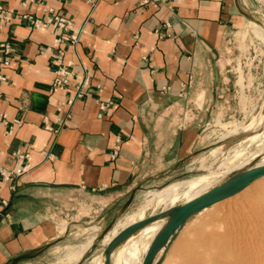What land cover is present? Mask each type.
<instances>
[{"label":"crops","instance_id":"crops-1","mask_svg":"<svg viewBox=\"0 0 264 264\" xmlns=\"http://www.w3.org/2000/svg\"><path fill=\"white\" fill-rule=\"evenodd\" d=\"M0 4L12 16L0 19V43L13 48L10 64L0 68L5 77L0 114L6 116L0 122V165L26 166L10 180L0 175V264H31L58 236L54 216L70 196L116 198L193 154L200 129L191 120L206 113L174 109L221 101L223 95L216 96L214 89L222 80L221 49L243 14L239 0ZM24 14L42 19L60 14L70 25L67 31L55 24L40 30L18 18ZM72 33L78 41L63 45L64 61H72L73 75L88 76L89 83L68 107L62 102L74 94L72 88L51 91L58 66L52 46L57 37ZM206 88L213 94L201 97ZM101 102L108 104L103 111ZM15 151L29 157L18 159ZM150 224L134 231L132 239L123 237L121 244ZM141 242L140 251L146 248L147 254L151 242L145 247Z\"/></svg>","mask_w":264,"mask_h":264},{"label":"rangeland","instance_id":"rangeland-1","mask_svg":"<svg viewBox=\"0 0 264 264\" xmlns=\"http://www.w3.org/2000/svg\"><path fill=\"white\" fill-rule=\"evenodd\" d=\"M239 1L242 23L227 33L219 57L222 80L214 89L220 91H217L216 96L222 94L223 98L221 101L215 98L211 104L201 100L193 108L184 105L181 109L182 105H179L174 109L180 113H190L191 110L206 113L205 117L191 120L200 129V144L193 154L181 161L174 170L159 178L138 183L134 189L116 198L93 201L70 196L64 203L63 211L54 216L58 236L41 249L31 264H89L91 259L102 254L107 258L105 236L117 222L146 218L162 209H167L164 217L169 215L173 207L186 202L185 197L167 206L154 199L156 190L171 182L191 179L219 169L224 158L220 154L210 155V150L222 143L233 146L246 138L248 133L264 128V31L257 33L251 26L252 23L264 26V0ZM201 94V97H208L213 92L206 88ZM185 121L180 119L178 122L187 123L190 119ZM231 154L229 150L224 157H230ZM205 156L207 159H204ZM216 158L218 160H214ZM263 161L264 153L254 156L247 165L253 167ZM225 162L226 167L232 165V162ZM237 171V168H231L228 177L238 174ZM263 176L236 194L199 211V214H192L165 250L159 264H236L244 258L251 264H264ZM255 189L263 193V200L259 199ZM256 193L259 201L253 203ZM243 197H249L250 200L254 198L251 202L249 198ZM243 201L246 203L243 204ZM95 224L98 230L94 229ZM88 233L95 236L94 241L85 255L77 259L74 250L87 242ZM214 235H218V238ZM132 238L133 233L124 237V240ZM150 240L146 238L140 244L145 247ZM68 251L71 253L68 254ZM146 251V248L140 251V261L145 258Z\"/></svg>","mask_w":264,"mask_h":264},{"label":"bare ground","instance_id":"bare-ground-1","mask_svg":"<svg viewBox=\"0 0 264 264\" xmlns=\"http://www.w3.org/2000/svg\"><path fill=\"white\" fill-rule=\"evenodd\" d=\"M251 26H252V29L257 33H261L260 30L264 31V28H263L264 26L262 27V25L260 26V25L252 23ZM258 31H260V32H258ZM237 142H236V144L234 143L235 145L230 146V147L225 146L226 144L222 143V144L216 146L215 148H213L212 150H210V153H209L212 156H215L217 154L222 155V157L224 159H226L229 162H232L231 166L226 167L225 163H227V162H225L226 160L223 159L222 162L223 161L224 162L223 163L219 162V163H221V165L219 166V169H217V170H211L210 172H208L204 175L197 176V177H194L191 179H185V180L172 182V183H169V184L163 186L162 188L156 190L154 192V195H153L154 199L158 202H164L167 206L170 205L172 202L177 201V199L183 198V197H185L186 202H187V201H190L191 199L205 193L206 191H209L210 189L220 185L221 183L225 182L227 179H229L231 176L228 177V173L231 170V168H237L238 171L236 173H238V174L242 173L243 171L250 169L251 167H249L247 165L249 160L252 159L254 156H261V154L264 153V128H261L257 131L248 133L246 138L240 139V141H237ZM229 150L232 151V154L230 155V157L228 156L229 158L228 157L225 158L224 154H226V152H228ZM206 156H208V154ZM206 156L204 159H207ZM219 157L220 156H218V158ZM214 160H218V159L216 158ZM214 162H216V161H214ZM260 164H264V161ZM260 164H257V165H260ZM257 165H255V166H257ZM258 179L255 181H259ZM254 183H257V182H254ZM254 183H253V185H254ZM255 190H257V189H255ZM259 191H261V190L259 189ZM259 191L257 190L256 192H258V195L260 196V198L256 193L255 200L253 203H255L258 200V198L259 199L263 198L262 194L264 193V191L262 194H260ZM254 195H255V193H254ZM243 198H246V197H243ZM248 198L249 197H247L246 199H248ZM253 198L254 197H252L251 200L249 198L248 201L252 202ZM240 199H242V198H240ZM261 200H263V199H261ZM251 202H250V204H251ZM245 203L246 202L243 201V204H245ZM214 204H212L206 208H203L201 210H198L195 213H198L199 211L208 209L209 207L213 206ZM161 212H159V213H161ZM195 213H193V214H195ZM170 216H171V211H170L169 215L165 216L166 218L160 220L161 218L164 217V215H163L162 217L155 220L156 222L155 221H153L154 223L151 222L153 224L149 223L150 225L148 226L147 229H141L139 232H137L138 233L137 238H135L131 241H128L125 244L119 245L121 243V241H118L111 249L110 254L113 257L112 264H119V263L120 264H138L139 252H140V248H139L138 243L142 240H145L146 238H149V239L151 238L150 242H152L153 239L156 237V235L159 233V231L168 222ZM140 219H130L128 221L125 220V222H120V221L117 222L113 226V228L105 236V240H107V245L121 231H123L124 229H126L127 227L132 225L133 223L140 221ZM143 219H145V218H143ZM93 227H94V229H96L95 228L96 224ZM96 230H98V229H96ZM88 234L90 236H88L89 239L87 240V242L84 244H80L74 250V253L77 256V259H81L85 255V253L87 252V250L89 249V247L92 245V243L94 241L95 236L91 235V233H88ZM211 235H213V234H211ZM214 236L217 237L218 235L217 236L214 235ZM217 240H219V239H217ZM68 247H69V245L67 246V248ZM163 249L164 248L161 247L158 250L159 253L157 252V254L160 255L161 252L163 251ZM67 253L70 254L71 251H68ZM157 254H156V256H157ZM257 254H258V252H257ZM156 256H155V258H156ZM155 258H154V260H155ZM91 260L92 261L89 264H105V262H106V258L103 254L100 256L94 257ZM240 261H242V259ZM240 261H239V263L238 262L237 263L238 264H251L250 261L248 259H245V258L243 259V261L241 263H240ZM156 263L159 264L158 258L155 260V262L153 261V264H156Z\"/></svg>","mask_w":264,"mask_h":264},{"label":"water","instance_id":"water-1","mask_svg":"<svg viewBox=\"0 0 264 264\" xmlns=\"http://www.w3.org/2000/svg\"><path fill=\"white\" fill-rule=\"evenodd\" d=\"M264 175V164L253 166L250 169L243 171L242 173L235 174L220 185L206 191L205 193L187 201L181 205L173 207L171 210V216L164 227L159 231L156 237L150 244L148 253L145 256L143 264H153L154 258L158 250L163 247L158 261L160 262L164 257V252L175 239L178 231L184 226L186 220L196 211L206 208L218 201L226 199L238 191L248 186L257 178ZM166 214V211L151 215L133 223L123 231H121L115 238H113L107 245L105 251L107 252V258L105 264H112V258L110 256L112 247L122 239L127 237L139 228L149 224L158 218ZM157 264V263H156Z\"/></svg>","mask_w":264,"mask_h":264},{"label":"built area","instance_id":"built-area-1","mask_svg":"<svg viewBox=\"0 0 264 264\" xmlns=\"http://www.w3.org/2000/svg\"><path fill=\"white\" fill-rule=\"evenodd\" d=\"M90 1L92 3L95 2V0H90ZM146 2H148V0H146ZM18 18L27 19L35 28L40 30L46 29L50 24H55L56 29L67 31L70 25V21L66 17L60 14H56L53 17H45V19L36 18L28 14L19 15ZM0 19H4L6 21H10L12 19V16L2 4H0ZM77 41H78L77 33H72L69 35H61L55 39L54 44L52 46V48L55 50L58 66L55 70V77L51 86V91L58 92L62 90H68V88H72L74 90V94L69 95L62 102V106H68V107L72 106V104L75 102L77 98H81L84 95V87L89 83L88 76L84 77L83 79H77L73 75L71 66H73L74 63H72V61H64L65 50L63 48V45L75 44ZM12 51L13 48L8 42L0 43V68L10 64L11 62L10 54ZM3 80H5V77L0 74V81ZM62 106L60 107V109H62ZM107 106H108L107 103L101 102L100 110L103 111ZM99 116L100 117L103 116L102 112L99 113ZM5 118H6L5 115L0 114V122L5 120ZM11 132L12 131L9 130L8 134H10ZM6 142L8 141L6 140ZM12 154L18 159L22 157H29L28 152L15 151ZM25 169L26 166L9 168L4 165H0V175L3 180H10L13 176L22 174L25 171ZM2 202L5 203V200H2Z\"/></svg>","mask_w":264,"mask_h":264}]
</instances>
